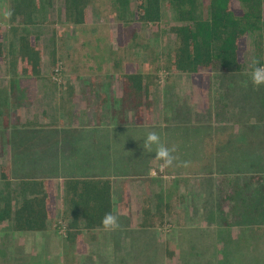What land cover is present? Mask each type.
<instances>
[{"label":"rangeland","instance_id":"374dc122","mask_svg":"<svg viewBox=\"0 0 264 264\" xmlns=\"http://www.w3.org/2000/svg\"><path fill=\"white\" fill-rule=\"evenodd\" d=\"M134 9L135 0L124 13L114 0H91L87 21L74 25L65 20L63 0H47L35 12V23L25 27L37 35L41 74L34 100L17 108L20 122L10 126L6 141L0 118V167L10 165L14 189L22 178H50L54 200L44 231L18 232L0 223V264H264V218L252 217L257 207L264 209V86L254 88L249 79L251 58H264V18L259 30L242 39L241 70H202L209 74L203 91L196 74L169 66L175 45L169 27L179 23L167 0H161L157 24L137 21ZM5 13L8 0H0L6 52L0 58V110L18 65L15 24ZM125 71L143 74L152 100L148 124L111 118ZM86 88L95 91L89 106ZM100 104L96 123L89 107ZM148 131L176 146L172 168L160 172L154 153L144 152ZM46 137L53 141L48 150ZM92 153L99 165L94 169ZM72 173L111 180L117 230L84 231L74 244L64 240L62 181ZM257 175L262 179L250 180ZM224 176L246 184L239 196L252 206L250 219L241 216L243 210L236 217L221 205ZM144 208L151 226L139 224Z\"/></svg>","mask_w":264,"mask_h":264},{"label":"trees","instance_id":"16d2710c","mask_svg":"<svg viewBox=\"0 0 264 264\" xmlns=\"http://www.w3.org/2000/svg\"><path fill=\"white\" fill-rule=\"evenodd\" d=\"M45 1L47 0H8L9 21L15 24L11 29L17 37L14 56L18 65L16 73L9 79L7 102L0 110L5 141L10 126L19 125L17 108L31 104L35 98V82L41 74L42 52L36 42L37 35L28 33L25 27L35 23V12ZM114 1L122 13L127 11L129 0ZM200 1L167 0V5L179 23L169 27L170 32L175 35V45L168 54V61L174 71L196 74L197 86L204 91L208 88L209 74H202V70L218 67L219 70L232 74L241 70V42L247 32L260 29L264 18V0H206L205 5ZM90 4L91 0H63L65 20L74 25L85 23ZM133 15L137 21L157 24L161 19V0H135ZM5 54L0 27V58L5 57ZM51 56L52 64L56 63L54 49ZM12 60L10 64L15 68L16 64ZM260 63L264 64V58ZM118 80L119 106L111 108V118L119 123L128 122L135 126L148 124L152 100L149 88L144 84L143 74L125 71L119 75ZM66 89L68 96L74 98L73 86L67 84ZM86 91L90 92L85 101L88 105L93 101L91 97L95 91L93 88H86ZM100 106L101 104L97 108L89 107L96 123L100 122ZM46 138L48 150L53 141L52 137L49 140ZM253 179L261 180L262 176H251L250 180ZM0 180V223H9L11 229L18 232L46 230L54 200L52 180L48 177L22 178L17 181L14 189L9 164L0 167ZM220 181V188L224 189H221V205L228 207L227 211L234 213L236 217L243 210L241 216L250 219L249 208L252 211V206H245L243 198L239 196L246 184L239 182L237 178L226 176ZM62 193L64 240L68 244L79 242L84 231L104 229L100 223L101 217L106 212L113 213L112 182L109 178L65 177L62 181ZM142 212L141 225H153L147 218L149 208H144ZM258 216L259 219L264 218V209L256 208L252 217L254 219Z\"/></svg>","mask_w":264,"mask_h":264},{"label":"clouds","instance_id":"9594fccd","mask_svg":"<svg viewBox=\"0 0 264 264\" xmlns=\"http://www.w3.org/2000/svg\"><path fill=\"white\" fill-rule=\"evenodd\" d=\"M5 16H10V13H5ZM249 69V79L252 86L254 88L264 86V64H261L256 57H252ZM142 148L145 153H154V159L159 162L160 172L172 168L175 162L178 161V157L174 155L177 151L176 146L169 147L165 142H162L161 135L156 131L146 132L142 140ZM183 164L186 166L187 162H183ZM100 223L106 231H114L120 227L118 216L110 211L101 217Z\"/></svg>","mask_w":264,"mask_h":264},{"label":"crops","instance_id":"0c3cea01","mask_svg":"<svg viewBox=\"0 0 264 264\" xmlns=\"http://www.w3.org/2000/svg\"><path fill=\"white\" fill-rule=\"evenodd\" d=\"M91 137H92V135H91ZM83 138V137H82ZM85 138H88V136H86ZM111 154V153H110ZM96 154L94 155L93 153H92V155H91V158H90V165H91V167L94 169L96 166H99V165H97V161L98 160H96ZM95 158V159H94ZM104 163H106L105 161L104 162H101V165L102 164H104ZM98 164H99V162H98ZM74 174H76V173H72V174H69L68 176H73V177H80V176H83V175H79V174H77V175H74ZM89 177H91V176H95V177H102V176H96V175H93V174H91V175H88ZM104 177V176H103ZM107 178V177H106ZM127 191H129V190H127ZM129 193H131V192H129ZM158 198H161V196H157ZM112 201H113V193H112ZM129 203H130V205H131V202L129 201ZM114 214V213H113ZM141 222H142V220L140 221V225H141ZM97 229H101V228H97ZM93 230H96V229H92L91 231H93Z\"/></svg>","mask_w":264,"mask_h":264}]
</instances>
